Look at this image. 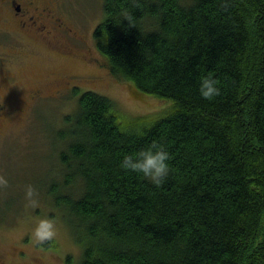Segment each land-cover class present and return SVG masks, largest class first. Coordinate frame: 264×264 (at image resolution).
<instances>
[{"label":"trees","instance_id":"16d2710c","mask_svg":"<svg viewBox=\"0 0 264 264\" xmlns=\"http://www.w3.org/2000/svg\"><path fill=\"white\" fill-rule=\"evenodd\" d=\"M100 7L92 39L109 73L173 105L125 121L110 98L70 85L58 179L44 191L65 213L80 263L264 264V0ZM206 73L220 82L212 101L197 91ZM152 141L171 154L159 187L119 167Z\"/></svg>","mask_w":264,"mask_h":264},{"label":"rangeland","instance_id":"374dc122","mask_svg":"<svg viewBox=\"0 0 264 264\" xmlns=\"http://www.w3.org/2000/svg\"><path fill=\"white\" fill-rule=\"evenodd\" d=\"M54 4L57 17L84 36L92 59L86 57L83 42L71 41V47L56 52L27 45L7 67L0 68V86L10 115L0 125V175L8 179L7 185L0 186V255L6 253L7 260L16 264H81V247L65 213L47 198L48 189L44 191L56 185L60 150L56 133L64 126L62 117L76 104V98L63 89L75 84L81 93L110 98L125 121L155 118L173 105L167 99L137 94L109 73L92 39L93 28L103 20L101 0H54ZM35 90L41 97L30 99ZM28 184L38 190L39 207L25 199ZM45 214L52 215L58 227L52 247L47 248L31 238L33 217Z\"/></svg>","mask_w":264,"mask_h":264},{"label":"flooded vegetation","instance_id":"af4514ba","mask_svg":"<svg viewBox=\"0 0 264 264\" xmlns=\"http://www.w3.org/2000/svg\"><path fill=\"white\" fill-rule=\"evenodd\" d=\"M54 6V0H0V47L2 48L0 49V68L7 67L8 62L22 54L23 48L27 45L49 48L56 52L71 47V41L78 44L85 42L83 35H78L69 28L67 23L57 17L58 13ZM84 47L87 52L85 56L92 59L89 45L84 43ZM1 86L0 125L10 118ZM70 88L67 85L63 90L69 91ZM40 94L41 92L37 90L31 91L29 97L36 100L41 97ZM20 256H23L22 251ZM6 257V253L0 255V264H16L7 260Z\"/></svg>","mask_w":264,"mask_h":264},{"label":"clouds","instance_id":"9594fccd","mask_svg":"<svg viewBox=\"0 0 264 264\" xmlns=\"http://www.w3.org/2000/svg\"><path fill=\"white\" fill-rule=\"evenodd\" d=\"M197 91L201 98L212 101L221 95L220 82L213 74L206 73L200 77ZM170 160L171 154L166 145L158 141H152L146 147L123 154L119 167L138 173L150 183L159 187L165 183L170 174ZM7 184V177L0 175V186ZM24 196L30 206L39 207L38 190L35 186L25 185ZM57 231V220L52 215L45 214L33 217L31 227L33 242L41 243L53 240L57 235Z\"/></svg>","mask_w":264,"mask_h":264}]
</instances>
